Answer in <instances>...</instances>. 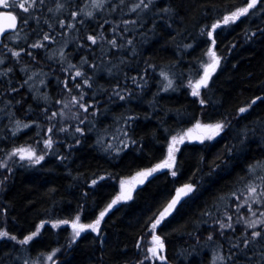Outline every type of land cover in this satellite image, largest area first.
I'll list each match as a JSON object with an SVG mask.
<instances>
[{"label":"trees","instance_id":"obj_1","mask_svg":"<svg viewBox=\"0 0 264 264\" xmlns=\"http://www.w3.org/2000/svg\"><path fill=\"white\" fill-rule=\"evenodd\" d=\"M249 1L161 0L150 8L141 30L146 45L136 49L128 44L125 48L131 54L124 52L115 75L107 81L98 77L112 91L126 90L132 97L128 103L108 106L112 115L132 118L129 146L116 153L104 151L90 124H85L80 137L61 140L58 153L33 166L11 168L0 192V230L9 234L0 240V264H21L18 258L23 254L36 259L54 251L60 253L56 264H139L142 240L178 189L187 185L194 191L179 200L155 231L166 244L162 264L211 263L209 250L197 254L205 243L197 250L193 237L208 234L210 214L264 159V0L237 23L211 30ZM64 2V9L71 12L74 6ZM10 11L19 18L20 34L30 22L25 23L14 8ZM211 45L220 65L196 99L185 84L200 77ZM161 79L167 88L157 95ZM99 86L105 87L102 82ZM20 95L8 103L20 101ZM22 109L18 106V112ZM198 121L232 124L215 142L182 145L175 158L176 175L158 169L143 186L131 189L130 199L109 209L121 195V181L162 164L171 139ZM30 136L24 132L12 142H6V136L2 149L34 141ZM101 212L105 215L98 232L90 229L76 239L67 228L51 226L77 217L84 225L95 224ZM29 236L31 240L21 243Z\"/></svg>","mask_w":264,"mask_h":264},{"label":"rangeland","instance_id":"obj_2","mask_svg":"<svg viewBox=\"0 0 264 264\" xmlns=\"http://www.w3.org/2000/svg\"><path fill=\"white\" fill-rule=\"evenodd\" d=\"M64 1L35 0L34 4L31 1L25 4L16 0L17 6L9 7V9L14 8L19 16L25 18L24 22L26 20L30 23L29 27L22 31L23 33L8 39L11 45L22 44V46L6 45L7 48H0V86L3 87L0 89V192L3 190L7 173L11 168L18 164L33 166L38 164L34 162L36 157L43 156L41 160L43 161L51 154L58 153L61 140L68 141L75 136L80 137L83 130L80 128L85 124H90L91 131L95 132L104 151L116 153L129 146L128 128L132 118L125 113H123L124 117L118 118L112 115L108 106L123 100H127L128 103L132 97L125 94L126 90L121 93L117 90L112 91L108 84L99 80L98 77L103 75L102 78L107 81L115 75L119 67H122L123 54L126 55L124 52L126 51L129 56L131 54L130 49L125 48L128 44L136 49L146 45L141 30L150 8L161 0H67L70 7L74 6L71 12L64 9ZM8 3L13 4V0H8ZM20 3H24L28 10L19 8ZM259 4L260 0L255 7L249 9L248 13L234 22L229 21L228 24H224V16L214 24H219V27L215 29L212 27L211 30L237 23L253 10L258 9ZM91 30L94 32L89 34ZM91 34L95 35L91 36ZM45 36L48 37L47 40L44 39ZM89 37H94L96 42L93 43ZM113 41L115 44L112 43ZM38 44L43 46L33 47ZM210 51L217 57L211 45L206 52L200 77L185 84L191 96H193L192 85L204 76L205 66L212 63ZM220 61L219 59L215 71L211 72L208 85ZM77 71L82 75L76 76ZM99 81L105 87H100ZM132 82L135 86L136 81ZM49 83L53 86L49 87ZM207 87H201L200 95L193 97L199 99ZM166 88L161 79L157 95ZM127 90L129 92V89ZM17 93L21 94V100L9 104L7 99L10 100L9 98ZM25 101L28 102V108L25 106L27 102L24 104ZM18 106L23 108L22 111L18 112ZM79 123L82 124L79 125ZM197 124L201 127L197 128ZM215 124L217 123L206 124L198 121L185 131L177 133L174 137H183V142L174 145L176 150L172 161L173 166L165 169L170 173L174 172L175 158L182 145L215 142L230 129L232 122L224 123L218 135L203 127ZM70 130H79V132L71 134ZM24 132H30V137L35 138L34 141L17 148L2 149L6 136L9 138L6 142H12L13 138ZM49 140L50 146H48ZM170 145H172V139L167 148L166 159ZM18 149L27 150L24 153L25 157L29 153L35 155L31 160L28 158L21 160ZM136 176L137 174L123 180L126 182L123 189L122 181L120 182V194L122 191L126 194L131 193L132 181ZM250 187H255L256 193L250 192ZM183 188L185 187L181 189ZM193 191L194 187L187 195L180 193L179 200L183 202ZM210 217L206 221L208 234L198 233L192 239L196 248L205 243L204 248L197 252L198 255L209 250L210 264H264V159L252 166L245 179L220 201ZM75 221L76 219L69 223L51 226L55 229L67 228L72 239L90 231V228H86L78 237L75 236V230L72 227ZM254 221L257 222L256 226L250 227ZM78 223L83 224L80 217ZM156 229L153 230L151 227L142 240L143 259L139 264L166 263V244L163 239L161 240L164 248L160 253L163 259L153 256L149 251L153 247V236H157ZM0 232L4 231L0 230ZM257 232L260 235L254 236L253 234ZM4 238L0 237V240ZM58 254L60 255L58 251H54L36 259L23 254L18 260L21 264H56Z\"/></svg>","mask_w":264,"mask_h":264},{"label":"snow or ice","instance_id":"obj_3","mask_svg":"<svg viewBox=\"0 0 264 264\" xmlns=\"http://www.w3.org/2000/svg\"><path fill=\"white\" fill-rule=\"evenodd\" d=\"M31 2L34 4L35 0H31ZM257 2H258V0H250V2L247 4V7L238 9L236 12H233L230 16H225L224 17V21H223L224 24H228L229 21H233L234 22L235 20L239 19L240 16L245 15L246 13H248L249 9L255 7ZM15 6H17L16 0H13V4H11V5L8 3V0H0V7L9 8V7H15ZM18 7L24 9V11L28 10L25 7L24 3L18 4ZM0 16H6V18L8 20L13 22V23L8 25L9 28H14L16 26L15 25V20H16L15 16H12V15L6 14V13H0ZM26 22L27 21L25 20V23ZM216 27H219V24L213 25V29H215ZM4 31H5L4 27L0 26V35H2ZM44 39L47 40L48 37L45 36ZM89 39L92 40L93 43L96 42L94 37H89ZM112 43L115 44V41H113ZM42 46L43 45H39V44L38 45H33V47H42ZM209 54L212 57V63L205 66L204 76L200 80H198L195 83V85H192V88H193L192 95L193 96H199L200 95V88L208 86V80L210 79L211 72L215 71V68H216V66L219 63V59H218V57H216L214 52L210 51ZM15 55H19V53H15ZM80 75H82V74L79 71H77L76 72V76H80ZM85 83H87V81H85ZM169 84H171V81H169ZM77 87H79V85H77ZM200 103L203 104L204 101L201 100ZM81 107H84V106L81 105ZM85 110H87V109H85ZM240 111L244 112V111H246V109L241 108ZM25 127H27V125H25ZM200 127H201V125L197 124V128H200ZM203 127H205L206 129L212 130L214 134L218 135L219 132L223 129L224 125L222 123H217L215 125H205ZM209 138H211V137H209ZM182 142H183V137H179V138L173 137L172 138V145H170L169 149H168V158L162 164H158V165H156L155 168H152L150 170H147V171H144V172H140V173L137 174V176H139V177H147V176L151 175L153 172L157 171L158 169L171 168L173 166L172 161L174 160V151L176 150L174 148V145L176 143H182ZM50 145H51V141L49 140L48 141V146H50ZM25 151H27V150H25V149H18L17 150V152L20 154V159L23 160L25 158H28V159L31 160L35 154L34 153H29V155L27 157H25V155H24ZM13 154L15 155L16 153H13ZM42 159H43V156L36 157L34 162L35 163H39ZM172 175H176V173L173 172ZM140 182L142 183L143 180H141ZM125 183L126 182H124V181L121 182L122 189H123ZM191 191H192V186L191 185H187V186H185V188L180 189L178 194H177V197L175 199H173L165 207L163 212L160 213L159 218L155 221V223L152 224V229L155 230L157 225L161 222V220L167 214H169L172 209L175 208L176 204L179 202L180 193H183V194L187 195V193L191 192ZM249 191L252 192V193H256L257 190H256L255 187H250ZM130 198H131L130 194H126L124 191H122L121 195L117 196V198L108 207L110 209L115 203H117V201H119L121 199H130ZM104 215H105V212H101L100 213V217L96 220L95 224H91V225L79 224L78 223L79 217H77L76 221L72 223V227L75 230V236L78 237L80 235V232L82 230L86 229V228H90V229H92L94 231L98 230V226L101 223V220L103 219ZM62 223H68V222L67 221H63ZM256 223L257 222H255V221L252 222L250 224V227H255ZM222 227H223V225H222ZM8 235L9 234L7 232H0V237H8ZM33 235H35V233ZM253 235L254 236H259L260 233L257 232V233H254ZM11 238L15 239V237H11ZM31 239H32V237L29 236L24 241H21V243H27L28 240H31ZM163 248H164V243L161 240V238L159 236H153V247L149 249V251L152 253V255L163 259V257L160 256V253L163 250ZM49 259H51V257H49Z\"/></svg>","mask_w":264,"mask_h":264},{"label":"water","instance_id":"obj_4","mask_svg":"<svg viewBox=\"0 0 264 264\" xmlns=\"http://www.w3.org/2000/svg\"><path fill=\"white\" fill-rule=\"evenodd\" d=\"M0 13H6V14H10L12 16H15L13 13H10V12H0ZM16 17V16H15ZM13 23L12 21L8 20L6 18V16H0V26H3L5 31L3 32L2 35H0V47L2 46V41H3V38L7 35H10V34H13L17 31V28H18V25H19V22H18V19L16 17V20H15V27L14 28H9L8 25ZM151 175L147 176V177H139V176H136L134 178V180L132 181V185L133 188H137V187H140V186H143L144 183H145V180L146 178H149ZM143 180V182L141 183L140 181Z\"/></svg>","mask_w":264,"mask_h":264},{"label":"flooded vegetation","instance_id":"obj_5","mask_svg":"<svg viewBox=\"0 0 264 264\" xmlns=\"http://www.w3.org/2000/svg\"><path fill=\"white\" fill-rule=\"evenodd\" d=\"M0 12H11V11H10L9 8H3V7H0ZM15 15H16V14H15ZM16 16H17V15H16ZM17 18H18V16H17ZM18 21H19V18H18ZM19 24H20V21H19ZM18 29H19V28H18ZM18 29H17V31H18ZM17 31H16V32H17ZM16 32L13 33V34H10V35L5 36V37L3 38L2 46H1L0 48H2V47L7 48L6 45H9V46H10V42H8L7 39L10 38L11 36H13L14 34H16Z\"/></svg>","mask_w":264,"mask_h":264}]
</instances>
